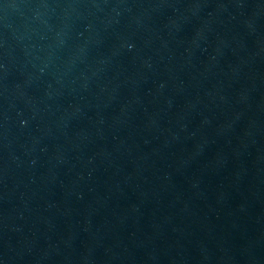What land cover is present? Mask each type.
<instances>
[{
	"label": "water",
	"instance_id": "1",
	"mask_svg": "<svg viewBox=\"0 0 264 264\" xmlns=\"http://www.w3.org/2000/svg\"><path fill=\"white\" fill-rule=\"evenodd\" d=\"M0 264H264V0H12Z\"/></svg>",
	"mask_w": 264,
	"mask_h": 264
}]
</instances>
